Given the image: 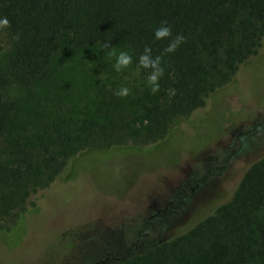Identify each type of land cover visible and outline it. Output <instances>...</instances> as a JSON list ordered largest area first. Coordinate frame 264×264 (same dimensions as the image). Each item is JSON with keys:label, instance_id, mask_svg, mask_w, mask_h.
<instances>
[{"label": "trees", "instance_id": "trees-1", "mask_svg": "<svg viewBox=\"0 0 264 264\" xmlns=\"http://www.w3.org/2000/svg\"><path fill=\"white\" fill-rule=\"evenodd\" d=\"M4 16L15 41L8 71L0 70V218L12 221L37 207L39 192L74 154L122 146L141 151L140 145L168 134L177 117L204 110L209 95L264 42V0H0ZM161 22L185 41L163 54L156 93L145 83L150 69L135 72L127 96L135 100L131 116L117 118L108 103L88 112L76 97L49 111L36 98L27 106L10 93L13 83L33 91L66 49L124 48L136 69L146 45L159 55L172 38L154 39ZM227 166L228 160L221 171ZM137 246L138 240L118 254L107 251L97 262L264 264V152L242 169L231 198L214 213L170 240Z\"/></svg>", "mask_w": 264, "mask_h": 264}, {"label": "rangeland", "instance_id": "rangeland-1", "mask_svg": "<svg viewBox=\"0 0 264 264\" xmlns=\"http://www.w3.org/2000/svg\"><path fill=\"white\" fill-rule=\"evenodd\" d=\"M14 41L0 29V70L8 71ZM108 53L63 50L33 91L13 83L10 93L27 106L36 98L49 111L76 97L88 112L108 103L117 118L131 116L135 100L114 93L132 89L136 69L132 63L116 72ZM140 146L135 153L122 146L74 154L39 192L36 208L14 221L0 218V264H95L105 252L118 254L137 240L138 248L170 240L214 213L231 198L242 169L264 152V42L209 95L204 110L177 117L168 134ZM170 200L168 211L157 213Z\"/></svg>", "mask_w": 264, "mask_h": 264}, {"label": "clouds", "instance_id": "clouds-1", "mask_svg": "<svg viewBox=\"0 0 264 264\" xmlns=\"http://www.w3.org/2000/svg\"><path fill=\"white\" fill-rule=\"evenodd\" d=\"M9 27V20L6 16L0 17V29H5ZM154 39L157 41L164 40L166 38L172 37L168 40L166 47L162 50L159 55L153 56L152 48L145 46L141 54L138 55L136 59V71L139 72L141 69L150 71L146 77V85L150 88L152 93H156L160 84L159 81L164 74V67L162 66V56L166 53L175 52L185 41V37L181 34H176L172 36L171 28L166 22H161L160 26L154 30ZM102 47H109V44L102 45ZM109 56H115V63L113 68L116 72H120L126 69L133 63V56L128 51H119L116 53L114 50H110ZM130 89L127 86L120 87L114 94L119 97H125L129 94Z\"/></svg>", "mask_w": 264, "mask_h": 264}, {"label": "flooded vegetation", "instance_id": "flooded-vegetation-1", "mask_svg": "<svg viewBox=\"0 0 264 264\" xmlns=\"http://www.w3.org/2000/svg\"><path fill=\"white\" fill-rule=\"evenodd\" d=\"M183 192H184V191H183ZM184 194L186 195L185 192H184ZM173 202H174V200H170V201L166 204V206H165L163 209H159V210H158V211H160L159 213L168 211L170 205L173 204ZM157 213H158V212H157ZM101 263H102V262H101Z\"/></svg>", "mask_w": 264, "mask_h": 264}, {"label": "water", "instance_id": "water-1", "mask_svg": "<svg viewBox=\"0 0 264 264\" xmlns=\"http://www.w3.org/2000/svg\"><path fill=\"white\" fill-rule=\"evenodd\" d=\"M158 213L160 212V211H157ZM102 263H104L105 262V260H102L101 261ZM95 264H100L99 262H97V263H95Z\"/></svg>", "mask_w": 264, "mask_h": 264}]
</instances>
